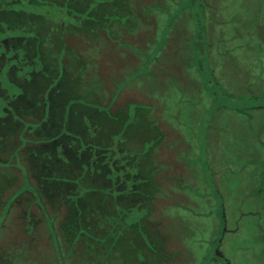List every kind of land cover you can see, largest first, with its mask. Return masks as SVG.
I'll return each instance as SVG.
<instances>
[{
	"label": "rangeland",
	"instance_id": "1",
	"mask_svg": "<svg viewBox=\"0 0 264 264\" xmlns=\"http://www.w3.org/2000/svg\"><path fill=\"white\" fill-rule=\"evenodd\" d=\"M0 1V264H264V0Z\"/></svg>",
	"mask_w": 264,
	"mask_h": 264
},
{
	"label": "trees",
	"instance_id": "2",
	"mask_svg": "<svg viewBox=\"0 0 264 264\" xmlns=\"http://www.w3.org/2000/svg\"><path fill=\"white\" fill-rule=\"evenodd\" d=\"M11 3V2H10ZM129 11L131 12V11H134V12H137L136 10H134V9H132L131 8V10L129 9ZM36 18H40V16H36ZM8 44H7V41H4L3 43L1 42V48L2 47H4V46H7ZM12 58H15V55H12ZM4 61H6V59H5V53L3 52V51H1L0 50V66L3 64V62ZM6 78L9 80V81H13V82H16L17 80L14 78V73L12 74V72L10 71V70H8L7 71V73H6ZM3 90L2 89H0V97H3ZM11 98H9V100L7 99L6 101L8 102V106L7 107H4L3 108V110L2 111H0V127H4V125H5V127L7 126L8 128H10V126L9 125H7V122L10 120L9 118H10V115H11V113H13V112H15V110H17L18 109V107H17V104H18V100L20 99V97H18V96H10ZM7 98V97H6ZM16 124H13L12 125V128H13V126H15ZM41 125H44V128H43V130L45 131V132H47L48 130H49V128L51 127V125H47V122L45 123H43V124H41ZM57 137V135H52V137H51V140H50V144L52 145V150L53 151H55V149H54V147L56 146L55 145V138ZM1 141V140H0ZM51 142H54V143H51ZM57 144V143H56ZM45 147H46V145H44ZM27 152V151H26ZM111 159V158H110ZM112 163V165H113V167L115 168V169H122V167H120V165H116V166H114L116 163L115 162H111ZM105 171H109V169L107 168V167H105ZM127 177V176H126ZM120 181V180H119ZM118 180H117V184H116V187L117 188H120V187H122V183L123 182H119ZM119 182V183H118ZM109 185V184H108ZM129 191V190H128ZM125 198V197H124ZM127 198V197H126ZM123 199V198H122ZM68 205V204H67ZM66 205V206H67ZM68 207H69V205H68Z\"/></svg>",
	"mask_w": 264,
	"mask_h": 264
},
{
	"label": "flooded vegetation",
	"instance_id": "3",
	"mask_svg": "<svg viewBox=\"0 0 264 264\" xmlns=\"http://www.w3.org/2000/svg\"><path fill=\"white\" fill-rule=\"evenodd\" d=\"M10 1H12V0H10ZM43 1L47 2V0H43ZM8 3L7 2H3L2 3L0 1V14H2V15L5 14L6 16H8V15H12V13H19V11L15 10V8H12V5L11 4L8 5ZM17 9H19V8H17ZM22 10H23V13H22V15L20 14L19 16H24L25 17V15H29L28 18H36V16H37V15H33L32 11H30V10L27 11L28 14H25V12H24L25 9H22ZM22 10H20V11H22ZM45 13H47V12H45ZM6 16H4V18ZM40 18H47V17L46 16H40ZM7 36H9V35H7ZM6 38H7L6 35H3L2 37H0V48H1V42L3 43L6 40ZM7 44H9V43L7 42ZM6 47L8 48V45Z\"/></svg>",
	"mask_w": 264,
	"mask_h": 264
},
{
	"label": "crops",
	"instance_id": "4",
	"mask_svg": "<svg viewBox=\"0 0 264 264\" xmlns=\"http://www.w3.org/2000/svg\"><path fill=\"white\" fill-rule=\"evenodd\" d=\"M107 23V22H106Z\"/></svg>",
	"mask_w": 264,
	"mask_h": 264
}]
</instances>
